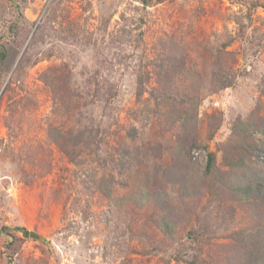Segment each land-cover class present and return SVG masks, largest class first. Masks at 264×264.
Masks as SVG:
<instances>
[{
  "label": "rangeland",
  "instance_id": "374dc122",
  "mask_svg": "<svg viewBox=\"0 0 264 264\" xmlns=\"http://www.w3.org/2000/svg\"><path fill=\"white\" fill-rule=\"evenodd\" d=\"M0 47V264H244L264 0H0Z\"/></svg>",
  "mask_w": 264,
  "mask_h": 264
},
{
  "label": "trees",
  "instance_id": "16d2710c",
  "mask_svg": "<svg viewBox=\"0 0 264 264\" xmlns=\"http://www.w3.org/2000/svg\"><path fill=\"white\" fill-rule=\"evenodd\" d=\"M226 45H227V43L223 44L221 46V48L220 47L217 48L218 53H223L222 48L226 47ZM5 57H6V51H5V49L3 47H0V63L4 61ZM161 58H163V57H161ZM48 72L46 73V76H47L46 80H48L46 85H50L52 87H57V85L59 83L58 82V72H56L53 75H51L50 72H49L50 73L49 74ZM54 75H56V76H54ZM227 80L228 79L226 77H224V76H220L218 80L216 78V81L218 82L220 87H222ZM51 81H52V83H51ZM54 84H56V85H54ZM59 85H60V83H59ZM144 92H145L144 91V84H143V82L141 80L138 79L137 91H136L137 97L141 96L142 94H144ZM164 100H165V98H164ZM254 129H256V132L261 133L262 134L261 136L264 138V125L263 124L260 123L259 124V128L256 126ZM67 134L69 135L68 132H67ZM135 135H136V133H135L134 129H132V132L128 131L126 133V136L130 140H134L135 139L134 138ZM262 141H264V140H262ZM256 147H257V150L259 152L263 153L262 157L264 158V144L259 146V147L258 146H256ZM131 152H132L131 148H128V147L122 148V153H120L118 155V157L121 158V156L123 154L126 157V160H127L131 156ZM212 160H213V157L211 156V154H208L207 155V162H208V168L207 169H208V171H209V168L211 166L210 163H211ZM262 161H264V159ZM124 164H125V162H124ZM263 190L264 189H262L260 191L263 192ZM263 229H264V226H263ZM17 230L18 231L20 230L24 235H27V232L24 229L17 228ZM242 243L244 245H247V246L251 247L250 252H246V258L243 259V261H245L244 264H264V231H263L262 235L256 234V235H254L252 237L251 240L250 239H246V240H243ZM198 257L199 256L191 258V261L193 262V264H197V262H199V264H200V259ZM203 264H205V262Z\"/></svg>",
  "mask_w": 264,
  "mask_h": 264
},
{
  "label": "water",
  "instance_id": "95a60500",
  "mask_svg": "<svg viewBox=\"0 0 264 264\" xmlns=\"http://www.w3.org/2000/svg\"><path fill=\"white\" fill-rule=\"evenodd\" d=\"M30 237H32V238H37V236L36 235H34L33 233H30V235H29Z\"/></svg>",
  "mask_w": 264,
  "mask_h": 264
}]
</instances>
